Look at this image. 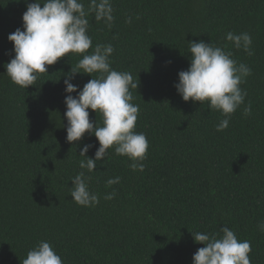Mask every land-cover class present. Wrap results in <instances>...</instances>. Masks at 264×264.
<instances>
[{
	"label": "trees",
	"instance_id": "16d2710c",
	"mask_svg": "<svg viewBox=\"0 0 264 264\" xmlns=\"http://www.w3.org/2000/svg\"><path fill=\"white\" fill-rule=\"evenodd\" d=\"M83 3L87 9L88 0ZM111 3V27L90 15L87 34L93 48L113 46L112 69L138 78L137 90L130 89L139 106L135 131L146 135L149 147L142 172H133L114 148L93 172L84 170L100 199L82 207L72 200L71 181L82 171L81 149L91 145L85 155L94 159L99 144L87 133L67 142L64 118V79L82 56L60 58L27 89L13 84L5 68L14 55L7 37L23 30L26 3L0 0V264H22L40 241L63 264H192L203 245L191 233L222 235L223 227L251 242V264H264L258 227L264 222V0ZM230 31L249 33L254 54L234 48L225 39ZM199 41L251 68L240 85L244 104L222 132L216 131L225 118L219 111L184 102L174 87L190 65L187 43ZM90 79L77 74L71 83L79 91ZM89 120L102 126L91 110ZM115 177L119 183L109 187L106 181ZM112 192L114 198L104 199Z\"/></svg>",
	"mask_w": 264,
	"mask_h": 264
},
{
	"label": "clouds",
	"instance_id": "9594fccd",
	"mask_svg": "<svg viewBox=\"0 0 264 264\" xmlns=\"http://www.w3.org/2000/svg\"><path fill=\"white\" fill-rule=\"evenodd\" d=\"M26 3L22 15L23 30L16 29L7 40L13 45V58L5 65L6 75L20 88L27 89L38 80V74H45L48 66L54 65L69 53L82 56L76 66L64 79L67 121L66 140L78 142L87 133L95 136L99 147L95 158L85 154L91 145H85L79 161L80 171L71 181L72 200L82 207H94L99 203V196L89 189L91 176L96 162L105 158L107 150L114 148L115 154L127 157L133 172L144 170L143 161L148 151V140L144 133L135 131L139 106L133 104L130 89L137 90L139 81L127 71H117L110 67V57L114 52L111 44H96L87 34L91 15L95 21H103L109 28L114 20L111 0H88L85 9L83 0H35ZM139 19V17H136ZM128 17L125 23L130 24ZM225 39L236 49H242L249 56L253 55L252 37L243 32H228ZM190 65L186 71L178 73V83L174 85L177 94L184 102L207 103L211 110L219 111L225 118L216 126L222 132L229 126L231 115L244 104L247 93L240 85L251 75V68L244 63H237L231 52L205 43L188 42ZM89 49H92L89 52ZM97 73L96 78L92 74ZM77 74H85L91 79L77 90L71 80ZM72 93H76L73 97ZM89 110L98 113L102 126L89 120ZM245 117L251 115V105L243 108ZM120 178L106 181L110 187L119 183ZM115 192L104 199L111 200ZM264 232V222L258 226ZM217 233H191L197 244H202L192 257V264H251L249 253L251 242L238 240L234 231L228 227ZM22 264H63L61 257L47 241H40L28 251Z\"/></svg>",
	"mask_w": 264,
	"mask_h": 264
}]
</instances>
